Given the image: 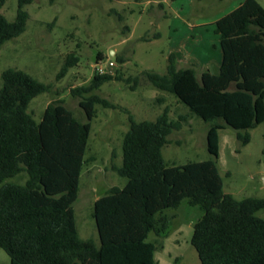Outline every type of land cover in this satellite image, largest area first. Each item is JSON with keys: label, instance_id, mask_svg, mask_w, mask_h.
Masks as SVG:
<instances>
[{"label": "trees", "instance_id": "obj_1", "mask_svg": "<svg viewBox=\"0 0 264 264\" xmlns=\"http://www.w3.org/2000/svg\"><path fill=\"white\" fill-rule=\"evenodd\" d=\"M33 0H19L15 21L2 13L0 0V50L25 33L29 14L24 7ZM222 52L220 74L209 68L198 76L194 68H179L177 56L168 57L167 73L144 72L153 87L174 95L196 116L209 124L207 148L215 159L169 164L163 148L169 136L180 131L188 116L170 118L166 108L155 121H137L127 109L130 127L123 138V163L113 171L127 179L112 187L94 204L92 217L99 234L83 239L77 227L74 204L91 134L96 106L118 107L93 94L110 81L134 83L125 78L95 73L90 84L72 90L81 98L87 122H81L63 100L50 103L37 122L30 103L49 93L47 85L25 71L8 69L0 88V248L11 264H158L152 233L167 230L169 209L187 200L204 211L195 224L192 245L201 264H264V199H236L224 190L216 159L219 131H237L242 146L251 142L250 130L264 123V9L257 0H242L233 11L213 24ZM102 54H98L97 62ZM68 55L58 78L80 63ZM119 62L124 64L123 59ZM87 95H90L89 97ZM161 102V100H160ZM20 182L11 183L18 178Z\"/></svg>", "mask_w": 264, "mask_h": 264}, {"label": "rangeland", "instance_id": "obj_2", "mask_svg": "<svg viewBox=\"0 0 264 264\" xmlns=\"http://www.w3.org/2000/svg\"><path fill=\"white\" fill-rule=\"evenodd\" d=\"M238 1L33 0L24 7L29 14L25 33L0 50V88L2 74L8 69L25 71L50 85L49 93L38 96L29 105V113L37 122H41L47 106L57 100H63L76 118L87 122L80 107L81 98L73 96L72 90L90 84L96 73L98 54H102L104 61L116 63L110 75L121 71L125 78H141L136 89L131 88L134 83L128 85L114 80L93 93L118 109L97 105L96 117L91 122L85 159L94 157L95 160L83 168L79 197L74 204L81 238L94 239L99 244L92 217L95 201L112 187L127 184V179L113 171L114 165L123 163V138L130 127L128 115L122 109L130 111L137 121H155L166 108L173 121L189 114L174 95L153 87L144 81L142 74L149 71L165 75L168 57L174 53L179 68H194L200 76L221 57V52L215 47L218 38L212 25L205 28L192 25L224 16ZM257 1L264 9V0ZM175 2L173 10L170 4ZM18 4L19 0H5L2 13L11 22L17 17ZM158 33L162 37L155 39ZM192 37L198 42H193ZM71 53L80 56V63L59 79L58 74ZM208 128L209 124L201 119L188 116L182 130L169 136L170 143L163 148L165 160L183 165L215 159L207 148ZM249 133L251 142L244 147L238 141L236 130L228 127L219 131L216 162L225 192L238 200L264 199V123ZM20 181L24 180L19 177L8 180L24 183ZM203 215L200 207L190 206L187 200L179 208L164 212L167 230L152 233L147 240L156 245L158 264H201L192 238L195 224ZM257 215L264 219V209ZM0 254L10 260L1 248Z\"/></svg>", "mask_w": 264, "mask_h": 264}, {"label": "crops", "instance_id": "obj_3", "mask_svg": "<svg viewBox=\"0 0 264 264\" xmlns=\"http://www.w3.org/2000/svg\"><path fill=\"white\" fill-rule=\"evenodd\" d=\"M153 2H155V1H153ZM242 2V0H240V1H238V3H237V5H235L236 7H234V9H236L239 5H240V3ZM177 2H175V4L174 3H171L170 4V8L171 9H173V10H175V6L177 5L176 4ZM234 9H232L231 11H233ZM230 11V12H231ZM217 19H219V18H215V19H213V21H203V22H199V23H196L195 25L193 24L192 26H193V28H195V27H206V26H209V24H210V26L217 20ZM169 29H170V34H172L173 33V25L171 24L170 26H169ZM215 34V33H214ZM215 36L218 38V36L215 34ZM162 37V35L160 34V33H158V34H156L155 35V39H160ZM191 40V39H190ZM192 41L194 42V41H196V43L198 42L197 41V39H195L194 37H192ZM218 44H216L215 45V47L217 48H219L220 49V45H219V38H218V42H217ZM220 52H221V49H220ZM182 57V56H181ZM184 58V57H183ZM178 59H179V56H178ZM221 62H222V52H221V57L217 60V61H215V64H217V66H219L220 67V65H221ZM202 74V73H201ZM100 198V197H99ZM98 198V199H99ZM97 199V200H98ZM96 200V201H97ZM95 201V202H96ZM98 239H99V234H98ZM100 241V240H99ZM100 243V242H99ZM6 253V252H5ZM7 254V253H6ZM9 257V256H8ZM9 259H10V257H9ZM0 264H11V259L10 260H7V259H5L4 258V256L2 255V254H0Z\"/></svg>", "mask_w": 264, "mask_h": 264}, {"label": "built area", "instance_id": "obj_4", "mask_svg": "<svg viewBox=\"0 0 264 264\" xmlns=\"http://www.w3.org/2000/svg\"><path fill=\"white\" fill-rule=\"evenodd\" d=\"M116 67V63L114 61H111L109 59H102L101 61H98L95 66V72L99 75L109 74L112 69Z\"/></svg>", "mask_w": 264, "mask_h": 264}, {"label": "water", "instance_id": "obj_5", "mask_svg": "<svg viewBox=\"0 0 264 264\" xmlns=\"http://www.w3.org/2000/svg\"><path fill=\"white\" fill-rule=\"evenodd\" d=\"M209 71H210V73L212 74V75H219L220 74V67L219 66H217V64H212L211 66H210V68H209ZM263 181H264V179H263Z\"/></svg>", "mask_w": 264, "mask_h": 264}]
</instances>
